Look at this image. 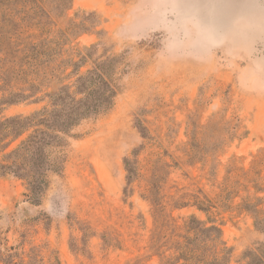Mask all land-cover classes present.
Returning a JSON list of instances; mask_svg holds the SVG:
<instances>
[{"label":"rangeland","instance_id":"rangeland-1","mask_svg":"<svg viewBox=\"0 0 264 264\" xmlns=\"http://www.w3.org/2000/svg\"><path fill=\"white\" fill-rule=\"evenodd\" d=\"M43 2L45 25L0 3V118L44 107L79 53L80 74L112 59L118 94L38 205L0 179V264H187L193 219L227 264L264 260V0Z\"/></svg>","mask_w":264,"mask_h":264},{"label":"trees","instance_id":"trees-1","mask_svg":"<svg viewBox=\"0 0 264 264\" xmlns=\"http://www.w3.org/2000/svg\"><path fill=\"white\" fill-rule=\"evenodd\" d=\"M44 0H0L15 13L22 14L32 25H45L44 18L50 17ZM69 0H52L54 10H64ZM90 54H78V61H71L75 76L71 84L47 95L48 102L41 109L29 115L0 118V179L13 176L24 180L29 201L38 205L50 185V176L61 174L67 161L69 140L73 131L85 120L108 112L114 106L118 88L112 78V59L94 61V68L80 74ZM23 96L13 95L7 103L18 102ZM130 165V162L126 163ZM153 184L150 197L157 194ZM162 209L158 208V213ZM162 214H158V219ZM160 221V219H159ZM188 233L181 246L182 256L187 264H227L226 254H211L210 242L221 239L222 232L217 227L205 228L196 219L187 225ZM200 251V256L199 255ZM225 251V250H224ZM247 264H264L258 254H249ZM3 261L0 255V262Z\"/></svg>","mask_w":264,"mask_h":264}]
</instances>
